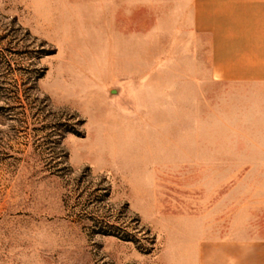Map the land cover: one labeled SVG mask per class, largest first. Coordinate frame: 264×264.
I'll use <instances>...</instances> for the list:
<instances>
[{
	"label": "rangeland",
	"instance_id": "374dc122",
	"mask_svg": "<svg viewBox=\"0 0 264 264\" xmlns=\"http://www.w3.org/2000/svg\"><path fill=\"white\" fill-rule=\"evenodd\" d=\"M232 1L0 0V264L264 236V4Z\"/></svg>",
	"mask_w": 264,
	"mask_h": 264
},
{
	"label": "crops",
	"instance_id": "0c3cea01",
	"mask_svg": "<svg viewBox=\"0 0 264 264\" xmlns=\"http://www.w3.org/2000/svg\"><path fill=\"white\" fill-rule=\"evenodd\" d=\"M264 4V0H235L221 9L215 11L229 12L236 8L231 7L232 4L244 5L249 2ZM237 23V22H236ZM236 23L233 26L237 25ZM260 30L256 34H264V13H261L258 24ZM264 42V39H258V42ZM261 56L241 55L235 63L225 64V74L229 76H243L247 74L246 67L251 68L252 65L258 64ZM248 62V63H247ZM250 64V65H248ZM208 264H264V236H251L246 238H227L223 241L211 245Z\"/></svg>",
	"mask_w": 264,
	"mask_h": 264
},
{
	"label": "trees",
	"instance_id": "16d2710c",
	"mask_svg": "<svg viewBox=\"0 0 264 264\" xmlns=\"http://www.w3.org/2000/svg\"><path fill=\"white\" fill-rule=\"evenodd\" d=\"M97 223H99V222L97 221ZM98 231L101 233H105L107 230H102V228H98Z\"/></svg>",
	"mask_w": 264,
	"mask_h": 264
}]
</instances>
